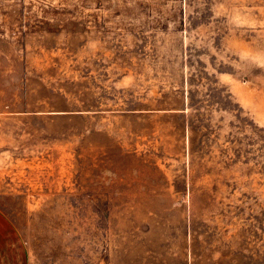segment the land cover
I'll list each match as a JSON object with an SVG mask.
<instances>
[{
	"label": "rangeland",
	"instance_id": "374dc122",
	"mask_svg": "<svg viewBox=\"0 0 264 264\" xmlns=\"http://www.w3.org/2000/svg\"><path fill=\"white\" fill-rule=\"evenodd\" d=\"M0 210L33 264H264V0H0Z\"/></svg>",
	"mask_w": 264,
	"mask_h": 264
},
{
	"label": "crops",
	"instance_id": "0c3cea01",
	"mask_svg": "<svg viewBox=\"0 0 264 264\" xmlns=\"http://www.w3.org/2000/svg\"><path fill=\"white\" fill-rule=\"evenodd\" d=\"M0 264H33L31 249L17 226L0 210Z\"/></svg>",
	"mask_w": 264,
	"mask_h": 264
}]
</instances>
